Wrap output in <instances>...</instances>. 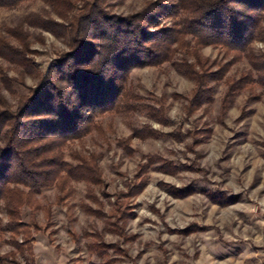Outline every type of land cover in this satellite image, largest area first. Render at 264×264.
I'll use <instances>...</instances> for the list:
<instances>
[{
	"label": "rangeland",
	"instance_id": "obj_1",
	"mask_svg": "<svg viewBox=\"0 0 264 264\" xmlns=\"http://www.w3.org/2000/svg\"><path fill=\"white\" fill-rule=\"evenodd\" d=\"M148 1L105 0L103 10L125 16ZM31 14L60 21L44 0L26 1L0 8V29L8 38L15 28L41 73L67 46L29 26ZM187 42L167 62L131 69L119 109L60 145L74 171L38 192L9 185L16 212L0 202V264H264V87L253 81L264 64ZM251 54L264 58V42ZM28 65L0 58V108L35 85ZM186 65L214 72L201 87L208 99L196 101ZM11 219L25 226L8 232Z\"/></svg>",
	"mask_w": 264,
	"mask_h": 264
},
{
	"label": "trees",
	"instance_id": "obj_2",
	"mask_svg": "<svg viewBox=\"0 0 264 264\" xmlns=\"http://www.w3.org/2000/svg\"><path fill=\"white\" fill-rule=\"evenodd\" d=\"M26 1L34 0H0V8ZM44 1L60 21L31 14L27 24L63 40L67 50L43 72L37 73L35 64L23 57L27 43L15 28L4 30L8 38L0 29V58L29 64L28 71L37 78L15 106L0 108V202L6 204L7 215L16 212L6 202L10 184L38 192L60 178V172L74 171L57 155L60 145L88 133L102 113L119 109L131 69L171 60L189 47L187 38L193 46L220 47L250 64H264V58L251 57V43L264 42V0H154L125 16L105 12V0ZM161 19L169 24L161 25ZM179 64L190 63L182 59ZM186 67L199 81L196 101L208 99V90L201 87L214 72L199 75L192 65ZM253 69V81L264 87V65ZM84 166L79 164L78 174L90 172ZM15 226L25 224L11 219L4 228L9 232Z\"/></svg>",
	"mask_w": 264,
	"mask_h": 264
}]
</instances>
